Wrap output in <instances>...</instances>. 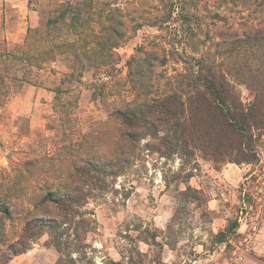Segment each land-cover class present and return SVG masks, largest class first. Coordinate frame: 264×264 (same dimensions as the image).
Listing matches in <instances>:
<instances>
[{"label": "rangeland", "instance_id": "1", "mask_svg": "<svg viewBox=\"0 0 264 264\" xmlns=\"http://www.w3.org/2000/svg\"><path fill=\"white\" fill-rule=\"evenodd\" d=\"M76 1L80 0H0V51L5 46L11 53L18 52L25 42L38 47L39 30L45 47L56 36L60 41L72 35L71 19L61 21L60 13ZM131 1L129 6L122 4L125 14L134 8L142 13L143 1ZM20 3L36 12V26H30L29 15L21 14L16 7ZM103 9L108 12V8ZM96 14L82 18L94 19L78 29L83 39L93 41L92 36L85 38L87 35L105 38L101 25L108 20L97 19ZM229 24H205L194 39L192 28L180 23L163 30L144 26L129 32L128 28L127 38L117 50L118 72H113L109 59L101 68L73 73L68 56L60 55L56 61L48 60L41 70L31 69L25 82L10 85L0 96V201L8 197L5 201L12 218L0 224V251L16 240L23 213L33 209L32 204L43 197L45 189L62 185L57 187L60 194L70 190L72 166L80 165V157H89L102 173L95 174L99 178L90 185V198L81 208L87 213L84 217L93 222L83 253L71 255L74 260L80 259L76 264H129L131 255L134 264H264L262 56L255 57L253 76L243 74L233 60L226 61L223 68L234 76L233 95L255 116L254 122L249 120L256 126L249 131L247 150L231 151L228 157L213 156V150L205 146L210 132L199 111L194 128L187 116L168 125L155 117L140 119L131 129L122 127L113 116L116 108L136 99L128 79V64L141 55L140 47L163 38L165 43L176 45L178 55H171L166 66L156 65L160 84L179 74L195 76L197 67L192 57L219 53L216 45L221 40L216 33H228L230 26L238 28ZM74 39L79 40V36ZM195 49L196 54L192 52ZM104 57L107 59L108 54ZM30 84L59 90L53 107L45 110L52 134L29 129L30 108L38 110L27 100L22 107L18 98L25 95ZM183 127H188L189 137L181 132ZM128 130L131 135L123 137ZM50 157L53 159L49 161ZM29 163L32 165L27 172ZM50 169L51 174L47 172ZM60 175L62 179L58 180ZM219 233H224L219 240L225 241L220 244L216 243ZM66 241L64 236L63 243ZM59 260L50 234L42 231L32 249L9 264H59Z\"/></svg>", "mask_w": 264, "mask_h": 264}, {"label": "trees", "instance_id": "2", "mask_svg": "<svg viewBox=\"0 0 264 264\" xmlns=\"http://www.w3.org/2000/svg\"><path fill=\"white\" fill-rule=\"evenodd\" d=\"M141 1L145 4L143 11L139 13L138 8H134L131 11L134 16L131 12L125 14L126 9L122 8V4L129 6L131 0L76 1L75 4L62 9L60 13L61 21L68 17L71 19L72 35H65L67 37H61L60 41V37L56 36L52 39L50 47H45L42 32L39 30L37 31V37L40 39L38 47L29 46L28 42H25L18 48V52L11 53L3 45L0 51V96L8 92L10 85L25 82L31 69L41 70L48 60L56 61L60 55L68 56L67 60L73 66V73L75 70H80L82 74L90 67L101 68L109 59L113 72H118L117 50L121 47V41L127 38L128 28L129 32L137 31L144 26L163 30L180 23L188 29L192 28L190 35L194 39L198 34L196 32L200 31L205 24L230 25L229 23L232 22L237 25V29L230 26L228 33L222 31L216 33V37L221 40L216 45L219 47V53L202 54L200 59L192 57L197 67L194 71L195 76L179 74L178 78H166V81L160 84L155 74L156 65L166 66L171 55H178L176 45L165 43L162 41L163 38L161 42L150 41L140 47L138 53L141 55L133 57L128 64V79L136 99L134 103H124L123 106L116 108L113 116L117 117L122 127L129 129L137 127L140 119L155 117V119H162L161 123L168 125L170 121L176 123L178 119H184L187 116L186 118L191 122V128H194L198 119L197 111H199L206 119V131L210 132L205 146L206 149L213 150V156L228 157L231 151L247 150L250 140L249 131L252 126H256L249 123V120L253 121L255 116L237 101L233 95L232 82L235 79L232 78L234 76L223 68L226 61L233 60L243 74L253 76L256 71L253 67L255 57L264 58V0ZM104 7L108 8L107 13ZM93 14L97 15V19L102 20L104 17L108 20L101 25V32L105 35L102 40L98 35H87L85 38L93 37V41H88L82 38V33H78V29L83 27L81 24L94 21V19L86 21L82 18H89ZM74 36H79V40L74 39ZM166 44H169L171 49H168ZM192 52L197 53L196 49ZM50 54L55 56L51 58ZM104 54H108L107 59ZM69 77L72 78L73 75ZM58 95L57 89V97ZM166 119L168 121H165ZM182 129L181 132L189 137L188 127ZM127 132L123 137L131 135L129 130ZM52 159L50 157L48 160ZM117 161L118 159L114 163ZM80 162V165L72 166L73 170L68 175V182H71L70 190H64V193L60 194L58 188L62 185L50 190L46 188V184L44 185L46 189L43 197L32 204V210L23 213V224L16 240L12 241L4 251H0V264H9L15 257L30 251L41 237L42 231L50 234L53 246L60 254L59 264L79 262L80 259L74 260L71 255L73 252L83 253L86 237L92 230L93 222L84 217L87 213L82 212L81 208L90 198L91 193L88 191L90 185L92 186L93 181L96 182L99 178L97 175L102 173L98 163L93 159L80 157ZM31 165L28 164L27 172ZM51 170L47 172L51 174L53 171ZM29 175L32 176L31 173ZM60 179H62L61 175L58 176V180ZM5 199L8 197L0 201V224H3L5 219L12 218ZM32 199L34 200V197ZM50 209L54 211L50 213ZM1 234L2 231H0V237ZM64 236H66L67 245L63 243ZM223 236L224 233H219L216 243L225 242L219 240ZM138 254L141 255L140 252ZM67 257L69 259H66ZM128 263H135L132 255Z\"/></svg>", "mask_w": 264, "mask_h": 264}, {"label": "crops", "instance_id": "3", "mask_svg": "<svg viewBox=\"0 0 264 264\" xmlns=\"http://www.w3.org/2000/svg\"><path fill=\"white\" fill-rule=\"evenodd\" d=\"M16 7L19 8L21 14L29 15L28 23L30 22L29 23L30 26H36L38 24V19L35 11L29 10L27 5H25L24 3L17 4ZM56 99H57V89L43 88L41 86L32 85V84L26 87L25 95L23 97L20 96L18 100L22 105V107H23V102L27 100V102H29L28 104H31V106L33 105L34 108L36 107L38 110L36 111L34 109V111H32V107L30 108L31 119L29 120L28 125L31 132L47 131L49 134H52V131L47 126L48 111L45 110L48 108H52L54 105V101Z\"/></svg>", "mask_w": 264, "mask_h": 264}]
</instances>
